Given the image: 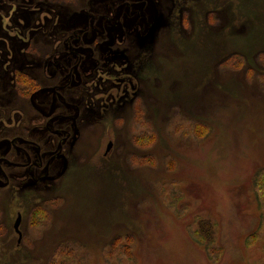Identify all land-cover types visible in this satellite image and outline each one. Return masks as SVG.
Returning <instances> with one entry per match:
<instances>
[{
  "label": "rangeland",
  "instance_id": "rangeland-1",
  "mask_svg": "<svg viewBox=\"0 0 264 264\" xmlns=\"http://www.w3.org/2000/svg\"><path fill=\"white\" fill-rule=\"evenodd\" d=\"M19 1L0 0L1 153L14 164L18 135L49 133L37 107L51 87L77 80L59 67L74 63L60 34L78 18ZM156 2L150 28L132 17L81 56L64 91L85 109L48 171L2 165L0 264H264V0Z\"/></svg>",
  "mask_w": 264,
  "mask_h": 264
},
{
  "label": "flooded vegetation",
  "instance_id": "flooded-vegetation-1",
  "mask_svg": "<svg viewBox=\"0 0 264 264\" xmlns=\"http://www.w3.org/2000/svg\"><path fill=\"white\" fill-rule=\"evenodd\" d=\"M80 1L79 3H76ZM82 1V3H81ZM170 2V0H168ZM4 5L6 7L14 6L19 4V0H4ZM32 4V7H38L50 9L53 13L63 10L67 11L70 18H78L75 21L72 20L65 33V36L61 39L60 44L66 51H62L65 55L67 64L70 57H67L72 53V59L74 61L71 68L66 73L64 66L60 71L67 78L75 77L77 80H70L69 84L60 83L54 84L50 91L52 94V101L48 104L47 101H42V106H38L39 112L43 113L45 117H54L48 121L45 125V129L49 131L42 138H31L27 134L26 136L18 135L17 139L23 144L25 150L26 162L14 164L16 160L15 155H3L1 153L2 147H7L3 145L0 147V186L6 188L9 185V180L6 178L5 171H3L2 165H15L16 167H24L27 175H31V169H36L37 171L47 172L52 165V161L61 150V147L67 139H70L72 131L70 129V124L68 123L71 119H76L80 115V110L85 109L80 103V100L76 102L69 101L68 93L64 91L68 85L72 87H77L80 73L78 72L79 62L82 55H85L90 49V45L96 42L99 48H103L100 40L113 44V41L120 37L121 31L131 27L132 17H137L141 23L146 27L150 28L155 20H157L159 9L156 0H31V3H24L23 6ZM30 7V6H29ZM28 9V8H27ZM77 9V10H76ZM82 15V16H80ZM133 27H141L139 24H135ZM129 41V40H128ZM127 39L123 43H120L116 47L115 51H121L122 45L127 44ZM101 45V47H100ZM100 50L95 49L94 55H98L100 59H103V53L98 54ZM104 52V51H103ZM94 59V61H96ZM101 62V61H100ZM56 66V67H57ZM86 76V74L84 75ZM49 78L46 77L45 81ZM53 80L56 82L61 81V75H55ZM45 90L43 85L37 92ZM62 91V93H59ZM143 108L147 112V105L142 101ZM48 105L49 110L44 111L43 108ZM75 114H74V111ZM133 114V107H131V117ZM119 118H115L118 120ZM56 137V138H55ZM54 138V139H53ZM8 139L3 138L0 141H7ZM0 142V143H1ZM111 143V142H109ZM108 143V144H109ZM107 144V145H108ZM112 144V143H111ZM25 147L34 149L35 151L26 150ZM34 159V161L32 160ZM14 161V162H13ZM46 174L40 175L37 178H44ZM20 218L18 215L17 219ZM16 219V221H17ZM15 221V223H16ZM21 221V218H20ZM14 223V225H15ZM13 230L18 235V242L22 240V234L14 228ZM20 234V235H19Z\"/></svg>",
  "mask_w": 264,
  "mask_h": 264
},
{
  "label": "trees",
  "instance_id": "trees-1",
  "mask_svg": "<svg viewBox=\"0 0 264 264\" xmlns=\"http://www.w3.org/2000/svg\"><path fill=\"white\" fill-rule=\"evenodd\" d=\"M53 1V0H52ZM43 44V43H42ZM42 44H36L35 45V47H29V48H27L26 49V52L28 51V54H30V55H32L33 54V52L31 51L32 49H35L36 51H37V54H38V49H40L41 50V48H42ZM44 45V44H43ZM46 46V45H45ZM39 55V54H38ZM14 84L15 85H19V82H18V80H16L15 82H14ZM23 85L25 84V83H22ZM27 84L26 85H24V87L25 88H27ZM139 106V105H138ZM138 106H133V114H132V117H133V119L134 118H137V117H139V118H141L142 117V113H143V109H142V107H138ZM135 122V121H134ZM260 176H264L263 174H261ZM260 181H263L264 182V178H262V179H260ZM205 236V235H204ZM196 238H198L197 236H196Z\"/></svg>",
  "mask_w": 264,
  "mask_h": 264
},
{
  "label": "bare ground",
  "instance_id": "bare-ground-1",
  "mask_svg": "<svg viewBox=\"0 0 264 264\" xmlns=\"http://www.w3.org/2000/svg\"><path fill=\"white\" fill-rule=\"evenodd\" d=\"M197 1H200V0H197ZM187 6V4L184 6V7H186ZM185 10V9H184ZM183 10V11H184ZM186 10H188V9H186ZM185 10V11H186ZM242 56L241 55H234L233 57H230L229 59H228V61H229V63H231V64H233V65H236V64H238L239 62H241L242 61Z\"/></svg>",
  "mask_w": 264,
  "mask_h": 264
},
{
  "label": "water",
  "instance_id": "water-1",
  "mask_svg": "<svg viewBox=\"0 0 264 264\" xmlns=\"http://www.w3.org/2000/svg\"><path fill=\"white\" fill-rule=\"evenodd\" d=\"M6 144L9 145V143L6 142V141L0 143V147L3 146V145H6ZM110 147H111V143H109V144L107 145L106 151H109V150H110ZM19 223H20V218L17 219V221H16V223H15V225H14V228L16 229V231H18ZM19 235H20V234H19Z\"/></svg>",
  "mask_w": 264,
  "mask_h": 264
}]
</instances>
